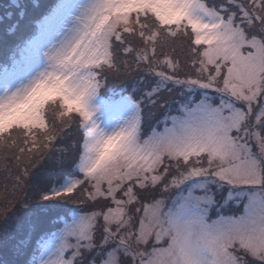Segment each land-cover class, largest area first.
I'll return each instance as SVG.
<instances>
[{
	"label": "snow or ice",
	"instance_id": "1",
	"mask_svg": "<svg viewBox=\"0 0 264 264\" xmlns=\"http://www.w3.org/2000/svg\"><path fill=\"white\" fill-rule=\"evenodd\" d=\"M0 178V264H264V0H6Z\"/></svg>",
	"mask_w": 264,
	"mask_h": 264
},
{
	"label": "trees",
	"instance_id": "2",
	"mask_svg": "<svg viewBox=\"0 0 264 264\" xmlns=\"http://www.w3.org/2000/svg\"><path fill=\"white\" fill-rule=\"evenodd\" d=\"M6 2V0H0V5H3ZM4 192H3V180L0 178V206H3L4 201L2 199Z\"/></svg>",
	"mask_w": 264,
	"mask_h": 264
}]
</instances>
